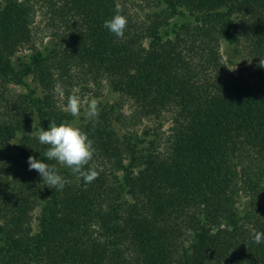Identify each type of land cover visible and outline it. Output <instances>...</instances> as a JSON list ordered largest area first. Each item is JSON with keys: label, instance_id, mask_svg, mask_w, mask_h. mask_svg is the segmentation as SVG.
Instances as JSON below:
<instances>
[{"label": "trees", "instance_id": "16d2710c", "mask_svg": "<svg viewBox=\"0 0 264 264\" xmlns=\"http://www.w3.org/2000/svg\"><path fill=\"white\" fill-rule=\"evenodd\" d=\"M145 1L140 16L131 0H0V264H264L250 235L264 232V0ZM117 4L122 39L103 26ZM42 5L58 26L47 42ZM239 30L248 76L226 64L242 55ZM57 82L66 94L103 83L133 119L168 116L169 134L100 104L99 123L80 122L98 178L57 165L71 183L50 189L27 158L56 163L36 133L73 119Z\"/></svg>", "mask_w": 264, "mask_h": 264}, {"label": "clouds", "instance_id": "9594fccd", "mask_svg": "<svg viewBox=\"0 0 264 264\" xmlns=\"http://www.w3.org/2000/svg\"><path fill=\"white\" fill-rule=\"evenodd\" d=\"M128 25V18L123 14L122 7L115 6V14L104 21V27L118 38H123ZM84 108L85 119L92 121L93 125L99 123V101L91 99L85 106L78 92H73L67 97L66 111L73 119L63 120L59 124L51 120L47 130L40 128L36 133L39 143L46 145L44 152L46 161L43 162L33 156L27 158L29 170H35L44 184L50 189L63 190L71 181L63 176L57 165L70 170L77 178L85 183H91L98 178L99 173L94 167H87L95 154V147L89 135L80 125L81 110ZM253 242L264 243V232L253 230Z\"/></svg>", "mask_w": 264, "mask_h": 264}, {"label": "rangeland", "instance_id": "374dc122", "mask_svg": "<svg viewBox=\"0 0 264 264\" xmlns=\"http://www.w3.org/2000/svg\"><path fill=\"white\" fill-rule=\"evenodd\" d=\"M145 0H131L130 5L133 6L136 10V13L140 16H142L144 13H148L151 10H154L152 7L146 6ZM34 24L37 28V40L47 42L51 40L53 37H55V34H57V25L56 23H52L50 20V13L49 10L46 9V6L42 5L41 7H38L36 10V14L34 17ZM239 37L242 38V43L239 45L240 48V54L237 57L232 56L231 57V63H226L228 68L230 69L231 73L234 76H248L247 72L252 68L253 61L250 59L246 54H248L249 48L247 47L248 43L242 37V30L238 31ZM223 46L224 44H221V54L223 57V61L227 59V55L225 54V51L223 52ZM28 53L27 49L21 50L18 55H25ZM248 69V70H246ZM241 70H243L241 72ZM60 82H57L56 87L53 89L55 91L54 98L57 102V104L66 111V104H67V97L71 95L73 92H78V94L81 96L83 104L86 106L87 103L91 99H96L99 101V109L100 104L104 105L106 103L110 104H117L119 106L120 114H123L124 117L128 118V121H133L134 126L136 130H141L145 127L155 128L156 126L161 124L160 131L164 132L165 135L169 134V129L171 128V121L168 116H166L164 119H147L145 117L135 119L134 116H137L136 108L133 103L127 100H122L121 97L108 90L106 87L103 86V83L101 85H94L92 83L88 84L87 89H91V91H98L100 93L99 96H93L92 92H88L86 90H82L80 88H83V85L79 86H73V88L70 90L69 94L65 93V89L63 88L64 85H59ZM8 97L14 98L15 96H18L23 92V89L20 88V86L15 85H8L7 87ZM39 92V91H38ZM121 106V109H120ZM84 108L81 110V116H80V122L82 120L86 121L84 115ZM121 117V116H120ZM114 124L119 128L121 123L117 120H114ZM33 225H36V220H33Z\"/></svg>", "mask_w": 264, "mask_h": 264}]
</instances>
